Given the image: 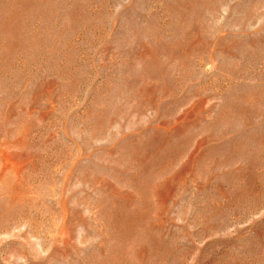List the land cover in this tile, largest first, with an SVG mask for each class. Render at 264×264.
<instances>
[{
	"label": "rangeland",
	"instance_id": "obj_1",
	"mask_svg": "<svg viewBox=\"0 0 264 264\" xmlns=\"http://www.w3.org/2000/svg\"><path fill=\"white\" fill-rule=\"evenodd\" d=\"M0 264H264V0H0Z\"/></svg>",
	"mask_w": 264,
	"mask_h": 264
}]
</instances>
